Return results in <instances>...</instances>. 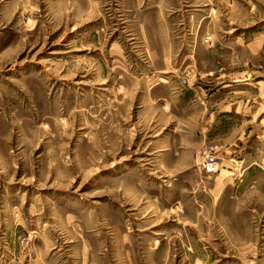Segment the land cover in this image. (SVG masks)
I'll return each mask as SVG.
<instances>
[{
	"label": "rangeland",
	"instance_id": "rangeland-1",
	"mask_svg": "<svg viewBox=\"0 0 264 264\" xmlns=\"http://www.w3.org/2000/svg\"><path fill=\"white\" fill-rule=\"evenodd\" d=\"M126 237L264 264V0H0V264Z\"/></svg>",
	"mask_w": 264,
	"mask_h": 264
},
{
	"label": "crops",
	"instance_id": "crops-1",
	"mask_svg": "<svg viewBox=\"0 0 264 264\" xmlns=\"http://www.w3.org/2000/svg\"><path fill=\"white\" fill-rule=\"evenodd\" d=\"M195 102L197 101L195 100ZM115 247V249L108 250L102 247L100 251L95 252L96 256L94 255V258H96V260H94V264H158L156 260L158 258L159 248L153 244H151V249L145 250L144 256L140 255L137 244H134L131 238L129 239L126 237V243H124L122 250H118L117 245H115ZM86 257H88L87 253L85 256V264H89ZM161 263L164 264L163 261Z\"/></svg>",
	"mask_w": 264,
	"mask_h": 264
},
{
	"label": "built area",
	"instance_id": "built-area-1",
	"mask_svg": "<svg viewBox=\"0 0 264 264\" xmlns=\"http://www.w3.org/2000/svg\"><path fill=\"white\" fill-rule=\"evenodd\" d=\"M215 149V146L209 145L201 152V168L206 172H213L216 169Z\"/></svg>",
	"mask_w": 264,
	"mask_h": 264
}]
</instances>
